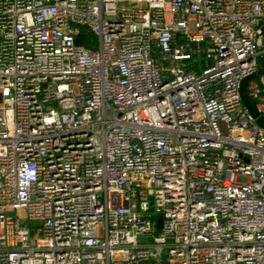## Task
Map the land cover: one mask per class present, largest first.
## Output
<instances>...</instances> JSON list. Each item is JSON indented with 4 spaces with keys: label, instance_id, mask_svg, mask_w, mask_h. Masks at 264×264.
<instances>
[{
    "label": "built area",
    "instance_id": "2783aa9c",
    "mask_svg": "<svg viewBox=\"0 0 264 264\" xmlns=\"http://www.w3.org/2000/svg\"><path fill=\"white\" fill-rule=\"evenodd\" d=\"M262 62L264 0H0V264H264Z\"/></svg>",
    "mask_w": 264,
    "mask_h": 264
},
{
    "label": "water",
    "instance_id": "95a60500",
    "mask_svg": "<svg viewBox=\"0 0 264 264\" xmlns=\"http://www.w3.org/2000/svg\"><path fill=\"white\" fill-rule=\"evenodd\" d=\"M260 70H261V73L264 75V62L261 63ZM250 78L251 77L244 78L239 84L240 100H241V103L244 106V108L248 111V113L254 119L255 124L257 125V127L264 133V116H260L255 111V109L253 108L251 102L248 100V98L246 96V84H247V81ZM160 223H161V217H158L157 218V227L158 228L160 227Z\"/></svg>",
    "mask_w": 264,
    "mask_h": 264
},
{
    "label": "trees",
    "instance_id": "16d2710c",
    "mask_svg": "<svg viewBox=\"0 0 264 264\" xmlns=\"http://www.w3.org/2000/svg\"><path fill=\"white\" fill-rule=\"evenodd\" d=\"M86 39H83L82 37H81V39H79V43H81V44H83V45H86L85 43L87 42V41H89V42H91V37L89 36V35H86V37H85ZM88 47V46H87Z\"/></svg>",
    "mask_w": 264,
    "mask_h": 264
}]
</instances>
